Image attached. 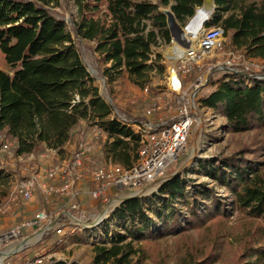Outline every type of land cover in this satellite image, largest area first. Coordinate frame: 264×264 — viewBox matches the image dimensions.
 <instances>
[{"label":"trees","instance_id":"trees-1","mask_svg":"<svg viewBox=\"0 0 264 264\" xmlns=\"http://www.w3.org/2000/svg\"><path fill=\"white\" fill-rule=\"evenodd\" d=\"M72 1L77 18L70 25L58 9ZM203 3L0 0V54L11 69L0 68V154L12 152L18 159L47 150L37 167L43 171L65 153L85 121L108 135L105 143L98 136L100 151L114 163L132 165L142 136L113 115L79 45L92 44L106 64L101 75L111 94L125 72L145 87L160 61L152 57V47L169 34L161 7L184 23ZM215 4L207 26L222 27L236 49L264 60V0ZM215 86L201 105L225 117L233 134H254L250 145L198 165L230 196L220 198L207 183L192 187V178L180 173L161 182L148 207L140 196L121 202L111 216L113 236L107 226L106 241L95 245V264H264V78L236 71L225 73ZM7 139L12 147L4 150ZM80 185L93 188L89 174ZM5 198L0 194V205ZM54 199L49 209L66 202L59 195Z\"/></svg>","mask_w":264,"mask_h":264},{"label":"rangeland","instance_id":"rangeland-1","mask_svg":"<svg viewBox=\"0 0 264 264\" xmlns=\"http://www.w3.org/2000/svg\"><path fill=\"white\" fill-rule=\"evenodd\" d=\"M165 9L170 8L166 7ZM58 11L70 25L77 18V7L74 1L69 5H62ZM192 19L193 16L184 23L177 20L182 31L187 30ZM203 27L208 28L206 23L203 24ZM173 46H179L181 49L184 48L182 51L184 53L188 48L184 44L183 38L177 34V30L169 29L166 41L160 46L152 47V57L160 61L150 72L149 84L141 87L134 83L129 74L125 72L113 88L114 92L111 94L105 78L101 75L106 64L101 60L100 55L94 51L92 44L81 43L79 45L82 57L90 74L96 78L97 85H99L106 100L113 105V115L118 118L127 119L128 121H132L129 120L131 115L133 117L141 116L146 118V120L152 121L168 119L164 110L150 116H147L146 112L148 108L152 107L154 102L165 104L167 100L172 98L170 79L173 72H171V67L172 65L174 67L182 57L174 61L169 59L170 54L177 51L175 49V51L172 50ZM167 50L169 53L166 52ZM229 54L234 56L238 64H250V67L254 69V71H250L252 74L264 76V60L250 58L244 50L236 49L232 45L229 35L225 36V41L220 50L214 51L212 55L206 57L201 63L194 65L182 83L183 88L188 89L192 82L194 83L198 77H202L201 84L198 86L199 95L196 100L197 106L194 110L195 122L191 129L187 148L181 154L178 161L174 162L166 172V176H170L180 171L179 173H183L184 176L192 178L194 181L192 187H198L202 183H207L210 189L218 192L220 198L226 195L229 197L230 194H227L225 188L218 186L203 171H198L200 161L202 159L220 158L232 151L238 150L242 145H250L254 137L253 132L233 134L229 130L225 117L201 105V99L208 96L210 86L215 85L216 81L222 79L225 73H227L218 67V65H221L223 61L228 59ZM258 66L259 68L263 67V69H259ZM0 68L11 72V69L1 54ZM257 68L259 70H256ZM210 79L212 80L211 82ZM146 87L148 91L145 90ZM158 96H161L162 99ZM83 127V130L78 129L80 133L79 137H83L88 128L87 125H83ZM9 143L12 147V141L9 140ZM47 153L48 151L46 150L41 155L45 157ZM41 155L36 156L32 154L16 159L12 155V152H2L0 154V173L3 175L0 180V194L6 193V198L0 205V264H38L36 263V259L39 255L43 257V262L39 264H95L94 248L96 244L106 241L107 226L110 227V236H113L112 226L115 223L111 216L115 207L121 204L120 202L123 198L128 197L132 193L138 194L140 197H145V205L148 207L149 198L159 188L158 185L152 184L135 191L125 190L121 192L120 190H113L111 195L113 200L108 207L109 210L104 221L96 225L94 224V221L106 209L108 204L105 206L100 204L98 207L89 209L88 213L91 214L89 216V224L85 226L83 233L80 232V234L65 237L64 242H60L61 237L54 229L44 231L48 224H42L40 226H22V224L31 222L36 214L45 207L48 211L52 212L53 220H55L57 214L58 216H63L61 214L63 208L58 206V204L49 209L51 205L46 201V196L40 187L33 192L34 195L30 200H25L21 196L15 197L20 185H24L32 174L38 171L37 167ZM69 155L70 152L64 153L60 156L59 160H68ZM94 161L95 163H92L91 166L102 163L98 156H94ZM40 183L48 184L49 180L43 179ZM53 184L61 186L63 181L60 179L55 180ZM78 188L80 192L79 196L82 197L85 187L80 185ZM69 197V195H66L67 200ZM209 198L212 199V197ZM79 202L81 203L80 199ZM81 237H84L85 240L80 241L79 239ZM23 241L28 242V244L23 249H20ZM7 253L11 255L7 257Z\"/></svg>","mask_w":264,"mask_h":264},{"label":"built area","instance_id":"built-area-1","mask_svg":"<svg viewBox=\"0 0 264 264\" xmlns=\"http://www.w3.org/2000/svg\"><path fill=\"white\" fill-rule=\"evenodd\" d=\"M204 29L198 46H189L184 56L174 66L173 72L177 81L175 86L170 88L172 98L167 100L165 104L154 102L152 107L147 109V116L164 110L168 119L147 120L138 123L120 118L142 136L136 161L130 166L114 163L111 160L91 166L94 162L88 155L92 154L94 147L99 145L98 136L103 140L105 137L108 139V135L103 130L95 128L91 143L81 140L68 160H58L43 171H36L16 191V198L21 196L25 200H30L34 195L33 192L40 187L46 196V201L50 204L53 202L54 195H69L67 204L76 213H71L69 217L58 216L53 220L52 212L45 207L36 214L31 222L23 223L22 226L48 224L44 231L54 229L61 237L60 242H64L65 237L83 233L85 226L89 224L90 217L81 211L80 192L77 183L85 178L86 174H89L93 182V188L89 191L91 197L103 206L110 205L113 200L111 197L113 190L135 191L152 184L160 186V181L165 177L168 168L178 161L187 148L191 129L195 122L194 110L197 106L198 86L201 84L202 77H198L194 83L192 82L188 89L183 88L182 82L187 78V73L191 71L194 65L201 63L214 51L220 50L225 41V33L222 27L210 26L204 27ZM218 67L227 73L254 71L248 63H236L232 54H229L228 59ZM258 68L256 70L263 69V67ZM255 76L264 78V76ZM145 90L148 91V88L146 87ZM158 97L162 99L161 96ZM10 148L11 145L7 139L3 142V149L8 150ZM43 179L49 180V183H40ZM59 179L63 181V184L61 186L54 185L53 182ZM42 258L39 255L36 263H42Z\"/></svg>","mask_w":264,"mask_h":264},{"label":"crops","instance_id":"crops-1","mask_svg":"<svg viewBox=\"0 0 264 264\" xmlns=\"http://www.w3.org/2000/svg\"><path fill=\"white\" fill-rule=\"evenodd\" d=\"M215 87H216L215 85L210 86L208 95L215 89ZM82 125H87V124H86L85 121H82ZM87 127L88 128L86 129L85 135L83 137H79L80 136V133H79L78 135H76L72 140H70L67 143L65 153H69L70 152V155L68 156V158L73 155L75 149L77 148L78 143L81 140H86L88 143L89 142L91 143L93 141V135H94L95 129L93 127H89V126H87ZM80 138H81V140L79 141ZM106 140H107V138L105 137L104 138V143L106 142ZM104 146H105V144H104ZM99 148H100L99 145L96 146V147H94V150H93V152L91 154L93 156L92 161L95 163L94 156L95 157L98 156V158L102 161V163H104L106 161H110V159L107 157L108 153H106V152L104 153L103 151H100ZM60 156L61 155H58L57 158L60 159ZM84 189L85 190L83 191L82 197H79V199L81 201V207H82L81 211H84L88 216H90L91 214L88 213V210L91 209V208H94V207H98L101 203H99L97 200H95V199H93L91 197V195L89 193V191H90L89 188L85 187ZM55 196L56 195L53 196V202L55 201V199H54ZM59 196H62V198L65 199L66 202L65 203H63V202L56 203L55 202L54 204L55 205H58L59 204L58 206H60L61 208H63V211L61 212V214L63 215V217H65V216L69 217V216H71V213L72 214L73 213H76V212L72 211L71 208H70V205L67 204L68 200L66 198V194H64V195L61 194ZM82 204H83V206H82ZM56 217H58V214H57Z\"/></svg>","mask_w":264,"mask_h":264},{"label":"bare ground","instance_id":"bare-ground-1","mask_svg":"<svg viewBox=\"0 0 264 264\" xmlns=\"http://www.w3.org/2000/svg\"><path fill=\"white\" fill-rule=\"evenodd\" d=\"M210 2H207V5H205V2L203 3V5L197 9V16L190 22L187 30L182 31L181 28L177 29V34L180 35V37L183 38V42L186 46H192V47H196L199 44V41L205 31L204 27H203V22L204 19H207L209 14H210ZM181 29V30H180ZM177 51H175V50ZM184 49V48H183ZM183 49H181V47H177V46H173V49L175 52L170 54V58L172 61L177 60L179 57H183L184 56V52ZM171 52V51H170ZM169 53V52H167ZM176 75L173 72L171 75V79H170V84L172 87L175 86L176 83ZM108 212H106L103 216H106ZM102 216V217H103ZM101 218V217H100ZM100 218L98 217L96 220H100ZM33 241V240H30ZM1 260V259H0Z\"/></svg>","mask_w":264,"mask_h":264},{"label":"water","instance_id":"water-1","mask_svg":"<svg viewBox=\"0 0 264 264\" xmlns=\"http://www.w3.org/2000/svg\"><path fill=\"white\" fill-rule=\"evenodd\" d=\"M204 2H205V5H207V2H210V5H211V7H210V14H209V16H208V18L207 19H204V22H203V24H205V23H207L210 19H211V17H212V15H213V13H214V11H215V9H216V4H215V0H204ZM161 11L166 15V17H167V24H168V26H169V29H175V30H177V29H179L180 27H179V25H178V21H177V19H176V16H175V14H174V12L171 10V9H165V8H161ZM197 16V9L195 10V14L193 15V19L195 18ZM192 19V20H193ZM191 20V21H192ZM181 30V29H180ZM166 52H169L168 50L166 51ZM169 59H171L170 57H169ZM173 65H172V67H171V72H173ZM180 171H178V172H176V173H174V174H171L170 176H166L165 175V177L163 178V180L161 181V182H163V181H165V180H167V179H170V178H173V177H175V176H177L178 174H180L179 173ZM137 196H139L138 194H135V193H132V194H130L128 197H125V198H123L122 200H121V202H123V201H125V200H127V199H130V198H133V197H137ZM109 205L106 207V209L105 210H103L102 211V213H101V215H99V218H100V220H96V221H94V224L96 225V224H99V223H101L102 221H104V219H105V217L106 216H103L106 212H108V210H109ZM103 216V217H102ZM26 244H28V242H26V241H23L22 243H21V248L20 249H23L25 246H26ZM11 254L10 253H7V257H9Z\"/></svg>","mask_w":264,"mask_h":264}]
</instances>
